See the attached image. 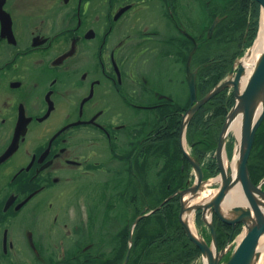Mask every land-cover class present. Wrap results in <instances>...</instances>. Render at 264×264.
Wrapping results in <instances>:
<instances>
[{"label":"flooded vegetation","instance_id":"1","mask_svg":"<svg viewBox=\"0 0 264 264\" xmlns=\"http://www.w3.org/2000/svg\"><path fill=\"white\" fill-rule=\"evenodd\" d=\"M30 1L0 0V264L96 263L90 252L91 248H101V242L93 240L87 245L81 233L70 235L67 241L72 240L76 250L57 257L54 245L58 250L62 237L52 229L59 216L47 214V203L63 195L82 199L87 172L99 166L95 163L100 164L91 160L89 147L102 151L103 142L109 153L121 154L120 162L132 163L130 179L139 184V193L132 198L139 214L135 221H139L125 231L123 264L129 249L130 261L139 232L147 241L144 235L149 227L143 224L149 216L175 197L181 202L178 191L193 184V167L181 141L191 96L183 106L176 72L182 70L188 51V57H192L190 71L200 72L202 66L194 62V57L213 55L215 29L212 33L209 29L198 32L196 22L190 21L192 17L183 15L187 6L183 7L181 0ZM152 1L160 11L149 10ZM211 6L213 9V3ZM150 12L160 14L161 21L150 20ZM208 12L214 15V10ZM218 15L219 24L226 15ZM149 51L160 55L158 61L164 56L174 57L175 65H169L174 74L168 82L160 79L152 87L142 78L137 91L133 86L135 67L141 60L140 68H145ZM186 62L187 72L188 59ZM197 97L203 96L197 92ZM136 112L140 117L137 122ZM151 115H155L153 128L144 133L142 130L151 124ZM177 116L181 122L178 133L173 134L172 120ZM188 126V151L194 156ZM160 139L166 145L177 144L175 159L180 163V151L190 164V175L185 186L173 189L172 183L167 184L163 194L153 198L140 187L143 173L139 175V163L147 169L143 151L148 154L151 144ZM151 198L162 203L154 206ZM78 214L74 208L68 221L58 228L67 233L71 218ZM214 225L219 239L223 232L229 237L242 228L237 224L234 230L218 217ZM133 238L135 245L131 243ZM123 250L120 254L112 250L115 260L110 258L105 264L115 263Z\"/></svg>","mask_w":264,"mask_h":264},{"label":"rangeland","instance_id":"2","mask_svg":"<svg viewBox=\"0 0 264 264\" xmlns=\"http://www.w3.org/2000/svg\"><path fill=\"white\" fill-rule=\"evenodd\" d=\"M26 1L28 4L32 3L30 0H26ZM181 2L183 4V7L187 6L185 8L187 11L186 12L183 11V15L187 16L189 19L192 17L190 21L196 22V25L198 27V32H201V33L208 31V29L210 31L212 24H213V20L217 16H219L216 13L217 10H215L216 9L215 7L226 4L225 3L226 0H181ZM149 3L151 4L149 10H153L157 8V11H160L159 5L157 3H153V1ZM211 3H213V7H214L213 9H211L212 7ZM208 10L209 11L214 10V15H211V13L208 12ZM221 15L223 14H220V16ZM157 18H159V20L161 21L160 14L158 16L157 13L150 12V20L156 21ZM160 21H157V22H160ZM235 31H236V27H234V33ZM234 33L232 34L230 31V34L234 35ZM227 34H229V32H227ZM256 38H257V35L255 37V40ZM255 40L252 46L249 47L245 51V54L243 56L236 58L231 70L233 69V67L236 70L240 66V62L243 61V57L246 56V53L250 49H252L253 45L255 44ZM226 44H223L224 49L227 48ZM232 45L234 46V44ZM189 52L190 51H188L186 56L183 57L182 70L176 72V77H178L177 87L181 93L183 106H185V104L188 103L187 100L189 101V97L191 96V94H189L190 75L188 74V72H186V69H185V64L187 63L186 61L187 59L189 60V58L191 57V56L188 57V55L190 54ZM148 54H149L148 56L150 60L145 63L146 64L145 68L144 69L140 68V65L142 63L141 60L138 61V65H136L135 67V73H134V78H133L135 79V81H133L134 83L133 86H135V89L137 91H139L138 84H140V80L142 78L145 79V82L149 85V87H152L153 85L159 84L160 79L166 82L167 79L171 77L172 74H174V73H171V71L169 70V65L171 64L172 66L175 65V63H173L174 57L170 58V57L164 56L160 58V61H158L160 55H156L150 51L148 52ZM161 61H165V62L161 63ZM191 66H192V63H191ZM160 68L163 71L160 70ZM195 74H196V84L198 86V72H196ZM228 75L225 78H227ZM226 89H228L229 92H233L232 87L226 88ZM212 99H210L209 101H211ZM208 102H206L205 104H207ZM233 106L231 107V109L233 108ZM138 114L139 113L136 112L135 117H134L136 122L138 121V119H140V117L137 116ZM154 116L155 115L150 116L151 124L148 128H145L142 130L144 131V133H146L145 131L151 132L153 128L152 121H154V118H153ZM226 118L227 117H225L224 123L226 121ZM224 123L222 124V127L220 128V132L223 129ZM232 136L234 137V140H235L236 139L235 130H232L226 139L227 155L230 161L233 160L234 149H235L234 147L233 153L231 155L229 151V143L231 141ZM130 141L131 139L129 138L128 143ZM162 141L164 140L160 139V141L157 144H153V145L151 144L148 154L146 150L143 151L142 157L146 154L145 161H146L147 169H145L146 167L144 168L142 167V165L144 164L143 162L139 163L140 169H141L139 170V175L143 173L141 176L142 178H140L141 183H142L140 187L144 189L143 191L153 194V198L155 197V195H158V194L160 195L161 193L163 194L162 188L164 187L163 185L165 183V180H167V173L169 174V171L171 170L170 168L172 169L176 168L177 165L179 164L178 160L175 159L176 157L175 150L177 148V144L173 142L169 144L167 143L166 145V141L164 142ZM136 142L138 141L134 142L133 144L134 146ZM182 142H183L185 149L188 150L189 146L186 145L184 140H182ZM102 147H103L102 151L101 149L97 151L96 148L89 147L88 154L91 157V160L99 161L100 164L95 163L99 166H95L93 169L87 172L84 185H83L84 194H83L82 199H80L79 201H76L75 199H70L73 197L65 198L66 196L63 197L64 196L63 195L60 198L54 197L53 200L47 203V214H53V216H59V222H54L53 229H52L58 232V233L54 232L55 235H59L60 237H62V241L60 243V247L58 248V250H56V245H54L55 252L58 253L57 257H64L68 250L70 251L76 250V248H72V244H71L72 240L70 242H67V241L71 238L72 234L81 233L82 239H85V243H87V245L89 244L88 242L93 241V240L101 242V245H102L101 248L99 246L97 248H91L90 255H92L93 257H96L95 264H103V263L105 264V261H107L110 258L112 260H115V258H113V253L111 251L117 250V253L120 254L121 249H125V244L127 243L125 240V236H124L125 231H127V229H130L132 227L135 219L139 216L138 212L137 213L135 212V209H134L135 204L133 206V200H132V198H134L139 193V184L137 183L136 179L135 180L133 178H132L133 180L130 179L131 174L133 175V172L131 169L132 163L130 161L127 164L126 163L124 164V162L122 161L120 162L119 157L121 156V154L117 155L114 153H109L107 151V145H105V142H103ZM248 164H249V161H248ZM202 168L204 172L205 182L208 181L209 179H212L211 183L208 185H205V188H202V190H207L209 193V196L212 197L219 189L220 179H217V178L220 175V170L218 168V173L212 176L211 178H208L210 176H208L204 167ZM134 170L136 171V169ZM193 174L196 177L194 168H193ZM262 179H264V177H262L259 180V182L262 181ZM194 182H195V179L193 183ZM259 182L257 183L254 182V183L258 184ZM263 188H264V185H263ZM153 200L154 202H156L158 199L155 198ZM153 200H150V202ZM138 206L143 207L141 203L140 204L138 203ZM161 206L163 207L164 204ZM74 208L78 209L79 214L75 217V219H72L70 217L72 222H70V225L67 228L69 231L66 233L67 230L64 231L62 228L61 229L58 228V225L60 224L63 227V224L68 221L67 219L69 218L71 211L73 213ZM199 211H201V214L199 213ZM194 215H195L194 221H195L197 230L199 232V235L203 239H205L208 244L211 245L213 242V237H212L211 229L204 222L203 210L202 209L195 210ZM228 216H233V213L229 212ZM212 218H213L212 223L214 224V219L217 218V216L213 214ZM153 220L155 222L157 219L153 218ZM75 223L76 225H74ZM143 225L146 229L150 227V219H147V221ZM244 227L245 226L242 224V228L237 229L236 232H232L234 239L237 240L238 237H240L244 233L245 231ZM139 235H140L139 236L140 239H139V242H137V245L139 247H142L146 243V240L142 237L143 236L142 232H139ZM219 235L220 234H218V231L216 228V237H217L219 249H223V248L229 249L228 251L229 254L225 258V260H227L229 256L231 255V253L234 251L235 246L237 245L240 239L235 241L234 243L232 241L229 242V238L231 235L229 237L226 236L224 240L219 239L218 237ZM74 237L78 238L77 235ZM49 238H52V236ZM55 241L58 244L59 240H55ZM131 243L135 245L134 238ZM98 252L100 253L102 252L104 256L100 257ZM195 264H205L204 258L200 256Z\"/></svg>","mask_w":264,"mask_h":264},{"label":"trees","instance_id":"3","mask_svg":"<svg viewBox=\"0 0 264 264\" xmlns=\"http://www.w3.org/2000/svg\"><path fill=\"white\" fill-rule=\"evenodd\" d=\"M215 8L217 14H224L226 18L218 24L215 30L213 55L204 54L194 57V62L202 66L198 73L197 86L198 95L201 97L229 74L236 58L243 56L245 51L252 46L259 29L261 5L256 0H227L225 5ZM234 27H236L235 33ZM230 31L234 35L230 34ZM223 44H226V49L223 48ZM234 103L233 92H229L228 89L223 90L193 115L188 126V140L191 149L194 156L200 160L208 176L218 173L215 152L220 128ZM180 122L178 116L176 120H172L173 134L178 133ZM234 142L232 136L229 143L231 155ZM179 152L177 157L180 159V163L176 168H170L167 175V180L170 176H175V179L165 180L164 188H167L166 185L170 183H172L173 189L181 188L187 184L190 164L186 157ZM182 166L184 171H182ZM248 166L252 180L255 183L259 182L264 177V120L257 131ZM166 192L170 191L165 190ZM151 203L156 206L160 205L162 201L158 199ZM180 209L181 202L178 197H175L149 216V232L144 235L148 239L142 247L136 244L128 264H195V261L201 256V251L189 239L180 223ZM153 218L157 220L154 222ZM226 236L227 234L223 232L221 239L224 240ZM126 250L124 249L118 260L111 264H122Z\"/></svg>","mask_w":264,"mask_h":264},{"label":"water","instance_id":"4","mask_svg":"<svg viewBox=\"0 0 264 264\" xmlns=\"http://www.w3.org/2000/svg\"><path fill=\"white\" fill-rule=\"evenodd\" d=\"M256 1H258L262 9H264V0ZM0 16H2L1 11ZM218 22L219 19L217 18L212 24L210 33L214 31ZM250 50L248 52H250ZM190 62L191 57L188 60L187 71L190 75L189 88L191 93V106L188 108L184 116L181 141L184 140L186 127L192 116L196 113V111H198V109L202 107V105L212 99L216 94L226 88L232 87L235 96V104L227 115L216 149V158L218 168L220 170L219 189L208 202H201L192 208L194 211L198 209L203 210L204 222L211 229L213 237L212 244H208L206 240L200 235L195 234L192 231L189 223L186 222L184 218V214L186 212L185 206L187 202L185 200V196L188 195L190 198L194 197V195L200 191V188L204 186L205 180L200 161L192 157L188 151H186L183 142V152L190 160L195 170L196 180L194 184L188 189L179 191L182 202L179 219L189 239L201 250L205 264H257L261 256L259 245L262 238L264 237V179H262V181H260L258 184H255L252 181L248 168V161L254 146L256 133L264 120V53H262L260 56L250 77L248 78V81L244 85L242 82H244L243 78L246 74V67L242 62H240V66L236 70L233 67L229 76L216 85L202 99H198L197 97L196 74L190 71ZM259 99H262V111L258 116H256L254 109L256 108V102ZM239 115L241 116V139L239 142L236 135V143L232 161H234L238 155V168L234 173L231 167L226 168L224 164V157L227 155L226 139L229 133L232 131V127L230 128V126ZM226 157L228 158V161H230L228 155ZM234 189L240 191L243 201L227 206L228 213H233V216H228V214L224 212V206H226L227 200ZM207 210H211V213L214 212V214L222 222L233 225L234 229L235 226L240 223L245 226V231L241 240L237 243L234 251L227 260H225V258L229 254V249H219L216 237V228L212 221L208 222L206 218ZM138 221L139 218L135 221V224H137ZM232 238L233 233L229 238V242L232 241ZM130 253L131 249L128 250L124 264L128 263Z\"/></svg>","mask_w":264,"mask_h":264},{"label":"bare ground","instance_id":"5","mask_svg":"<svg viewBox=\"0 0 264 264\" xmlns=\"http://www.w3.org/2000/svg\"><path fill=\"white\" fill-rule=\"evenodd\" d=\"M262 53H264V9H262V7H261L260 18H259V29H258V32H257V38L255 40V45L252 47L250 52L246 53V56L243 57V61H242V63L246 67V74L244 75V78H243L244 82H242L243 85L248 81V78L250 77V75H251L256 63L258 62L260 56L262 55ZM256 104H257V106H256V108L254 110H255V115L258 116L261 113V111H262V99H259L256 102ZM229 112H230V110L228 111V113ZM228 113L226 114V117H227ZM231 127H232V130H235L236 135L238 137V141L240 142V139H241V137H240L241 136L240 135L241 116L240 115L238 116L237 119H235L232 122L230 128ZM219 136H220V134H219ZM215 157H216V154H215ZM237 158H238V155H237V157L235 158L234 161L230 162V161H228V158L226 156L224 157V164H225L226 168L227 167H231L232 171L234 173L237 171V168H238V166H237V164H238L237 163ZM216 160H217V158H216ZM201 167H203V166H201ZM211 177L212 176H210L208 178H211ZM194 179L196 180V177H194ZM217 179H219V177ZM211 181H212V179H209L208 181H206L202 188H205V185L210 184ZM191 186H187L186 188L180 189L179 191L186 190V189H188ZM202 188H200V191L196 195H194V197H192V198H190L188 195L185 196L186 197L185 200L187 202H186V206H185L186 207L185 208L186 212L184 214V218H185V221L189 223L192 231L195 234H197V235H199V232H198L197 227L195 225V221H194L195 215H194V210L192 208L195 205H197V204H199L201 202H203V203L208 202L214 196V195L212 197L209 196L208 191L207 190H202ZM179 191H178V193H179ZM242 199L243 198L241 196L240 191H237V190L234 189L232 191L230 197L227 200L226 206H224V212L226 214H228L227 206L236 204L238 202H242L243 201ZM181 205H182V202H181ZM206 214L208 215V216L206 215V218H207L208 222H211L213 218H212V215H209V214H214V212L211 213V210H207ZM242 236H243V234L240 237H238V240L239 239L241 240ZM259 250L261 251V256H260V259L258 260L257 264H264V237L262 238L261 243L259 245Z\"/></svg>","mask_w":264,"mask_h":264}]
</instances>
